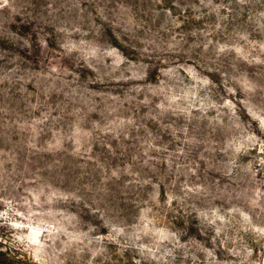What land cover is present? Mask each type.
<instances>
[{"label": "rangeland", "instance_id": "1", "mask_svg": "<svg viewBox=\"0 0 264 264\" xmlns=\"http://www.w3.org/2000/svg\"><path fill=\"white\" fill-rule=\"evenodd\" d=\"M0 264H264V0H0Z\"/></svg>", "mask_w": 264, "mask_h": 264}, {"label": "trees", "instance_id": "2", "mask_svg": "<svg viewBox=\"0 0 264 264\" xmlns=\"http://www.w3.org/2000/svg\"><path fill=\"white\" fill-rule=\"evenodd\" d=\"M1 254V253H0Z\"/></svg>", "mask_w": 264, "mask_h": 264}]
</instances>
